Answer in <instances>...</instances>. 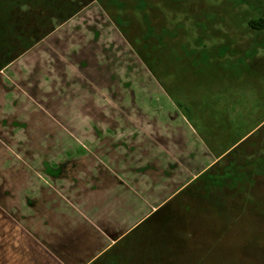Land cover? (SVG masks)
Listing matches in <instances>:
<instances>
[{"label":"crops","instance_id":"crops-1","mask_svg":"<svg viewBox=\"0 0 264 264\" xmlns=\"http://www.w3.org/2000/svg\"><path fill=\"white\" fill-rule=\"evenodd\" d=\"M88 9L94 13H83ZM52 39L77 63L63 62L58 51L48 48ZM36 43L0 68V135L7 133L5 127L13 126L18 119L28 120L38 137L26 147L44 152L45 134L56 132L46 131L41 124L40 103L46 99L54 101V96L45 97L50 93L52 80L57 82L53 90L59 94V76L54 75L56 63L52 62L56 58L66 80L75 77V84L68 83L69 89L79 90L78 84L91 86V93L85 94L83 102L96 103L98 107L90 111L86 106L85 113L71 114L68 129L53 122L55 131H69L64 134L70 144H54L57 153L53 159L41 157L40 152L32 160L4 158L6 144L0 136V167L7 168L4 176L0 175V182L2 178L10 181L12 189L19 187L18 181L24 186L25 176L13 170L9 173L10 167L37 164L45 175L39 173L38 183L57 187L47 189L50 193L29 189L0 191V264H117L126 253L131 260L122 264H160L158 252L150 244L141 253V239L166 223V206L175 197L246 136L221 150L204 143L177 109L173 95L155 79L154 67H147L98 1ZM44 54L51 59L45 66ZM43 71L49 72V77L54 75L53 79ZM34 75L44 80L31 83L30 76ZM94 80L102 87L111 86L110 81L112 85L120 83L115 99L98 93L93 88ZM33 88L35 97L27 92ZM62 153L67 155L59 157ZM65 166L70 168L69 175ZM47 177L56 180L51 184ZM79 185L84 190L75 189ZM118 245L125 247L124 253L121 249L113 257Z\"/></svg>","mask_w":264,"mask_h":264},{"label":"rangeland","instance_id":"rangeland-1","mask_svg":"<svg viewBox=\"0 0 264 264\" xmlns=\"http://www.w3.org/2000/svg\"><path fill=\"white\" fill-rule=\"evenodd\" d=\"M3 1H6V7L8 8L9 5L16 0ZM21 1L24 3H19V5L17 3L18 7L16 10L14 9V15L26 16L27 18L33 16L31 21L27 23L28 25H30L32 21L34 22L37 20V16L41 14L49 15L54 9L51 5L44 13L43 10H39L38 8V0ZM129 1H127V3L134 4L133 1ZM150 1L154 8L146 10V15L149 18L151 28L157 33L153 39L152 37L150 39L151 42L157 44L155 45L156 54L154 56L156 59L152 62V66L158 76H156L155 79L173 95V100L178 106L177 109L188 118L193 128L197 130L199 138L209 147L211 146L213 149L221 150L245 136L242 142L250 138L245 145L237 151L235 150L232 157L240 155V159L237 161L242 166L247 165V163L254 165L253 159L256 157H264V48L257 49V54L254 59H250L249 61V66H251L249 70L240 74H238L239 69L229 68L227 67L228 65L221 67L213 61H204L202 52L203 49H205V51H213L216 54V47L225 42H230L229 45L232 46L231 48L233 51L237 50L239 53L246 52L252 42L254 44L256 40V34L250 29L249 22L264 17V0ZM0 3H3L2 0H0ZM74 5H81L84 7L86 3L82 0H66V2L63 3V7L61 5L59 11L63 14H68L74 10ZM133 7H135V5H133ZM89 9H91V7ZM89 9L83 13L87 14L89 11H93ZM115 10L117 9H114V12ZM135 10L136 8H128L125 10L126 14L132 17L133 22L130 29V38L126 37L133 43V48L139 50L144 42L142 40L144 24H142V15L137 11L135 12ZM90 13H94V11ZM36 14L38 15L36 16ZM51 24L53 26L56 25L55 27L58 25L56 24V20H52ZM2 27L3 24L0 15V34L3 30ZM44 29L45 28L41 31ZM162 29L167 33L166 35L162 34ZM11 31L12 30H9L8 36L13 34ZM22 35L24 36V40L20 42L24 46L26 43L33 44L35 42L34 44H37L36 40L38 37L36 33L27 31L22 33ZM158 35H163V38L159 40ZM133 36H136V38ZM257 36H259L258 41H264V34H259ZM12 38L13 36H10V40H12ZM159 42H165V44L162 45ZM16 43H14L12 47L6 45V49H12V51H14ZM48 48L52 49L55 53L58 51V54L63 58V62L67 64L77 63L78 61L73 55L68 52L66 53L55 39L49 40ZM8 53L11 52L8 51ZM14 54H16V51ZM2 57L3 55H0V66L2 64ZM43 57V66H45L46 62H51L50 57H47L46 54H44ZM236 57L237 55L232 58L235 59ZM4 59L6 60V58H3V61ZM52 62L56 63L53 73L55 76H59L60 85L57 87L58 94L53 90V86L57 83L52 80L54 75L49 77V72L45 73L43 71V73L47 75V78L52 80V84H48L51 86L49 89L50 93L46 94L45 97L49 98L50 96H54V101L46 99L43 100L44 102L40 103V110L43 112L41 113L42 116H40V121L42 122L41 124L46 126V131L56 132L54 134L48 132L45 134L46 144H43L44 152L43 150L39 151L43 154L41 157L45 159H53L55 157L57 151L54 152V144L69 143V141H66L67 135L64 134V132L69 133V131H55L53 122L62 129H68L70 124H72L70 123L71 114L77 111L85 113L86 106L91 108L90 111L98 107L96 103L90 104L89 102H83L85 94L89 95V93H91V86L86 87L85 84H78L77 87H79V90L73 87L72 90H70L68 83L75 84V77L66 80L65 71L60 69L57 65V63L60 62L59 59L56 58ZM79 62L81 63L82 60H79ZM77 67L80 69L78 65ZM33 73H36V71ZM83 73L86 74V70L83 71ZM134 74L136 75V72ZM131 75L134 76L133 72ZM38 80H44V77L37 79L35 75L30 76L31 83L37 84ZM94 82L95 85L93 88L97 90L98 93L109 95L111 100L115 99V94L118 93L121 87L120 83L112 85L113 83L111 81V86L104 85V87L98 84L96 80H94ZM63 89L66 96L63 95ZM75 89L77 91H75ZM74 91L76 92L77 98L75 102ZM27 92L33 97L36 96L34 88L28 89ZM44 92H46V90ZM93 92L95 93V91ZM227 102L228 106L225 107L224 104ZM82 121H85V119L82 118ZM32 124L33 123L28 120L18 119L13 126L8 125V127H5L7 133L0 135L6 144L3 145L5 147L4 158L7 157V159H9L13 157L32 160V158L38 157L39 152L35 148L27 149L26 147L28 142L32 145L31 142L37 141L38 134L35 132V129H33ZM68 145L70 146V144ZM243 147L244 149H242ZM242 150H244V153H241ZM63 154L64 153L59 155V157H65L67 155ZM246 159L247 162L243 161ZM30 162L33 164L32 161ZM225 164L226 162H222L219 169H224ZM65 169L67 170L66 175H69L70 168L65 166ZM6 170L7 168L3 166L0 167V175L4 176ZM11 170H13L15 174L25 176L26 180L29 179L28 182L26 180L24 181V183H26L24 186H21L23 184L18 183V181L16 184H18L19 187H14L13 189H18L20 191L29 189L30 191L36 190L40 192L45 190L48 193H50V191L47 189H57V187L54 186L42 187L41 184L38 183L39 173L42 175H44V173L38 170L37 164H33L30 167H27V165L13 166L10 167L9 173H12ZM47 174L50 175L52 173L47 171ZM249 177H251V180H253V177L255 181L253 180V182H251L250 180L249 186H245L237 192L235 196L241 197L239 201L234 198V213L237 215L238 209L243 206L246 209L245 214L248 216L247 219L234 220L233 225L227 228L229 231L225 234L222 231L227 227V224L225 225L224 223L226 218L223 216L220 217L219 212L222 206H224V202L222 205L224 196L218 208H214L213 205L211 206L208 203V199L203 198L201 211L192 208L190 212L182 210L181 213H178L179 219L183 223L180 228H176L177 230L173 228L176 230L173 231L175 237L170 230L166 233H164V230H157V232L154 231L151 236H149L153 240L160 241L159 239H162L164 241L166 240L168 243H172L171 239H173V243L169 245L170 247L164 250V253H166L168 257L158 252V261L162 264H196L199 259V264H264V245H260L264 244V242L254 239L252 233L255 230V221L250 217L253 207L257 206L259 211L264 209V176H254L252 173H249ZM47 180L49 183L53 184L56 179L47 177ZM101 182L102 180H100L98 184L100 185ZM229 182L230 181H227L226 185H228ZM13 185L15 184L13 183ZM27 185H29V188ZM58 188L62 189V187L59 186ZM83 188L79 185V188L77 187L75 189L79 190ZM5 189L13 190L12 184L10 181H3L2 178L0 182V191ZM13 191L17 192L16 190ZM218 191L219 193L223 192L222 190ZM252 192H254L255 195L257 192L258 195L256 197H261L255 204L250 201L253 195ZM198 194L201 195V193ZM243 199L249 202H245L244 205H241V200ZM35 201L33 200V202ZM193 207L198 208L195 205H193ZM212 212H214L217 218H214L215 223H212L213 219L209 220L210 223L207 220V222H204L197 219L198 215L210 218L213 216ZM166 213H168V211ZM173 214L176 218L177 214ZM20 217L19 215L17 218ZM263 218L264 216H261L262 220ZM36 220L37 218L35 217L33 221L36 222ZM171 225H175V220L171 221ZM193 229L195 230L194 234L190 232ZM255 236L264 238V223L262 228H258V231H255ZM175 240L176 246L172 247ZM121 249V252L124 253V246L118 245L115 247L112 256H117ZM124 256L125 258L122 257L123 260H120L117 264H122L124 260H131L127 259V253L124 254ZM201 258L203 260H201ZM104 260L105 258L100 262ZM111 264H115V262H111Z\"/></svg>","mask_w":264,"mask_h":264},{"label":"trees","instance_id":"trees-1","mask_svg":"<svg viewBox=\"0 0 264 264\" xmlns=\"http://www.w3.org/2000/svg\"><path fill=\"white\" fill-rule=\"evenodd\" d=\"M82 1H85L86 3L84 7H82L81 5L79 6L74 5V10L72 12L68 14H63L59 11V9L61 8V5L63 7V3H65L66 0H40V1L38 0V8L39 10H43L44 13L48 10V8H50L51 5L54 9L52 13L49 15L41 14L37 16L38 14H36L37 20H35L34 22L32 21L31 24L28 25L27 23L31 21V18L33 16L31 18H27L26 16L14 15V11L18 7L17 3L19 5V3H24V2H22L21 0H16L14 3L9 5V7L7 8L6 1L2 0L3 3H0V15H1V22L3 24V27H2L3 30L1 31V34H0V55H3V57H2V62H1L2 64L0 68L6 66L8 62L18 58L22 53L29 50L34 45L35 42L33 44L26 43V45L24 46L20 42L21 40H24L23 39L24 36L22 35V33L27 32V31H32L36 33L38 37L36 42H38L39 40H42L43 38L48 36L55 29L56 25L53 26L51 24L52 20H56V24L58 25L63 24L69 19H71L72 17H74L75 15H77L86 6H88L89 4L95 1H98L101 7H103L106 11L110 13L111 18L115 21L119 29L125 34V36L129 38L131 34L130 29H131L133 22H132V17L128 16L125 10H127L128 8H136L135 12L137 11L138 13L142 15V18H143L142 24H144L143 25L144 30H142V35H143L142 40L144 42L142 44L141 49L139 50L136 48L135 49L137 50V52L139 53V56L141 57L143 62L147 65V67L150 69L152 68V62L153 60L156 59V57L154 58V56L156 54L155 45L157 44L151 42L150 39L151 37L153 39V37L157 33L153 30V28H151L149 18L146 15V10L150 8L151 9L154 8L150 0H130L134 2L133 5H135V7H133L132 4L127 3V1L129 0H82ZM114 9H117V10H115L114 12ZM249 26H250V29L254 31V33L256 34V40L254 44L252 42V44L250 45V47H248L246 52L239 53V51H237L236 48H235L236 51H233L231 48L232 46L229 45L230 42H225L219 45L218 47H216V54L213 51H205V49H203V52H202L203 57H204L203 60L206 62L213 61L219 64L221 67L223 66L225 67L226 65H228L227 67L229 68L239 69L238 74L249 70V68L251 67L249 66L250 59L251 60L254 59L255 55L257 54V49L262 48V47L264 48L263 46L264 41L263 42L258 41L259 36H257L259 34H264V17H260L259 19H256V20L255 19L251 20L249 22ZM43 28L45 29L41 31ZM9 30H12L11 32H13V34L10 35V36H13L12 40H10V36H8ZM162 34L166 35L167 33L163 30ZM163 35L161 36L158 35L159 40L163 38ZM133 37L136 38V36H133ZM14 43H16V47L14 48V51H12V49L10 50L6 49V45L12 47ZM161 44L164 45L165 42ZM131 45L134 47L133 43H131ZM8 51L11 53H8ZM15 51H16V54H14ZM235 55H237V57L233 59L232 57H234ZM3 58H6V60L4 59L3 61ZM249 139L250 138H247L245 141L236 145L235 148L229 151L221 159L219 163H217L216 165L211 167L209 170H207L203 175H201L198 179H196L193 183H191L185 190H183L177 197H175V199H173L166 206V207L169 206L168 213L164 214V217L166 216V219H165L166 223H163L160 226V228L156 230L153 229L151 232L148 233V236L146 238L141 239L140 251L142 250L141 252L142 254L144 252V248L145 247L148 248L150 247V245L152 246L151 247L152 250L154 249L157 252L166 254L164 253V250L170 247L169 245L173 243V239L170 238L172 243H168L166 240L164 241L162 239H159L160 241L153 240L149 236H151V234L154 231L157 232V230H164V233H166L168 230L172 232L176 231L178 228H180V226L183 223L179 219L178 213H181L182 210L190 212L192 211V208L198 211H201L202 209L201 204H202L203 198L208 199V203L211 206L213 205L214 208H218L224 196L223 201H222V205L224 202V206H222V209H220L219 212H220V217L223 216L226 218V221H224V223L225 225L227 224V227L223 229L222 231L225 234L229 231V229L227 228L233 225L234 220H237V219L241 220L243 218L247 219L248 216L245 214L246 209L243 206H241L238 209L237 215L234 213L235 212L234 211V204H235L234 198H236L237 201H239L241 197L239 196L236 197L235 195L237 194V192H239V190H241L245 186L246 187L249 186L250 180H251V177H249V173H252L254 176H260V177L261 175L264 176V157L263 158L256 157L255 159H253L254 165L253 164L250 165V163H247V165L242 166L237 161L240 159V155L236 157H232V156L234 155L235 150L237 151L239 148L245 145V143ZM244 147L242 149H244ZM242 152L244 153V150H242L241 153ZM243 161L247 162V159ZM222 162L223 163L226 162V164L224 165L225 166L224 169L221 170L219 169L220 168L219 166H221L220 164ZM253 166H254V170H253ZM252 179L254 180L253 177ZM253 180H251V182H253ZM227 181H230L228 185H226ZM218 190H222L223 192L219 193ZM198 193H201V195ZM252 193L253 195L250 201H252L255 204V202H257L261 197H256L258 195L257 192H256V195L254 194V192ZM241 202H242L241 205H244L245 202L248 203L249 201L243 199L241 200ZM193 205L197 206L200 210L198 208H194ZM253 208H252V215L250 217L252 220L255 221L254 222L255 230L253 231L252 234H253L254 239H257L260 242H264L263 237L255 236V231H258V228L263 227L264 218L262 220L261 216H264V209L262 211H259L257 206ZM173 213L177 214L176 218ZM212 215L213 216H211L210 218L201 217L200 215H198L197 219L204 221V222L208 221L209 223H210L209 220L213 219L212 223H215L214 218L215 219L217 218L214 215V212H212ZM173 220H175V225H171V221ZM164 224H166L165 227H164ZM173 228L175 229L177 228V229L174 230ZM190 232L194 234L195 230L193 229ZM174 237H175V234H174ZM260 245H264V244H260ZM175 246H176V240L174 244L172 245V247H175ZM201 260L203 259L201 258ZM199 261L200 260L198 259L196 264H199Z\"/></svg>","mask_w":264,"mask_h":264}]
</instances>
